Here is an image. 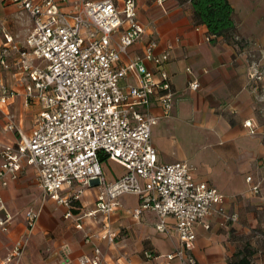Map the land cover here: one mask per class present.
<instances>
[{"label":"crops","instance_id":"0c3cea01","mask_svg":"<svg viewBox=\"0 0 264 264\" xmlns=\"http://www.w3.org/2000/svg\"><path fill=\"white\" fill-rule=\"evenodd\" d=\"M113 1L123 8L124 0ZM228 1L235 24L230 41L210 35L205 25L197 23L189 0H136V20L145 32L118 64L140 55L148 40L155 41L156 56L169 51L167 62L159 67L145 62L152 71L164 68L168 72L173 92L169 116H162L156 100L149 107L157 117L151 131L157 161H186L196 181L207 182L224 194L225 212L237 215L230 221L213 213L204 222L208 229L203 223L196 225L190 250L196 264H228L243 255L249 264H264V240L260 237L264 235V179L258 194L250 191L246 181L248 175L259 178L264 158V0ZM72 3L66 0L60 6L68 10ZM32 26L27 13L11 0H0V49L6 37L12 39L7 44L9 68L0 66V95L2 86L15 93L0 100V148L15 144L16 130L29 133L40 111L39 105L27 100L25 86L30 78L18 74L16 65L18 49H25ZM28 59L34 66L45 65L30 53ZM192 82L198 84L196 89L190 87ZM136 84L133 75L120 80L124 87ZM9 124L15 128L8 129ZM111 162L101 164L107 181L125 172L121 165L123 171L114 170ZM103 164L110 166L109 175ZM98 190L95 185L87 187L69 209L42 194L32 166L25 165L17 180L0 183V216L5 212L12 216L7 229L0 228V262L81 264L79 257L92 255L98 247L102 264H168L165 256L179 246L174 220L168 218L169 233L161 234L154 227L152 211L133 218L132 210L139 203L135 194L122 195L121 207L109 217L108 225L116 233L111 243L99 237L103 226L100 214L77 220L93 207ZM64 194L65 189L60 191ZM29 207L39 211L36 225L28 234L23 255L8 262L14 242L27 231L25 213ZM68 211L71 216L66 217ZM146 252L152 257L147 258ZM169 264L177 262L173 259Z\"/></svg>","mask_w":264,"mask_h":264},{"label":"built area","instance_id":"2783aa9c","mask_svg":"<svg viewBox=\"0 0 264 264\" xmlns=\"http://www.w3.org/2000/svg\"><path fill=\"white\" fill-rule=\"evenodd\" d=\"M11 1L33 24L25 38V49L13 47L18 49V74L30 78L25 86L27 100L39 105L40 111L29 133L16 130L15 144L0 148V183L17 180L25 165L32 166L42 194L69 209L87 187L97 186L93 207L77 220L100 214L103 226L99 237L110 243L116 233L108 225L109 217L121 207L122 195L135 194L139 203L132 210L133 218L140 219L144 211H152L154 227L161 234L169 233L168 218L174 220L179 246L165 256L168 264L173 259L177 264H196L190 253L196 225L203 223L208 229L204 222L213 213L230 221L237 215L225 212L224 194L207 182L196 181L186 161H157L151 138L157 117L149 107L156 100L162 116H169L173 92L168 72L164 68L152 71L145 62L152 61L159 67L167 62L169 51L156 56V43L148 40L140 55L118 64L145 32L136 20V0H124L122 9L113 0H72L68 10L60 6L66 0ZM11 42L6 37L0 49V66L4 69L9 68L7 44ZM28 53L45 65H32ZM128 75L136 77L137 84L121 86L120 80ZM190 87L196 89L198 84L192 82ZM1 91L0 100L15 95L4 86ZM245 124L250 126L249 122ZM7 128L15 127L9 124ZM101 156L118 163L125 172L107 181ZM263 179L264 158L259 178L246 177L253 194L260 192ZM63 189L65 194L61 196ZM65 216H71V212ZM38 217L39 211L32 207L26 210L27 231L16 239L6 261L23 255ZM11 218L8 212L0 216V228L6 230ZM260 237L264 240V235ZM146 257L152 255L146 252ZM78 260L81 264H102L101 250L96 247L92 255Z\"/></svg>","mask_w":264,"mask_h":264},{"label":"trees","instance_id":"16d2710c","mask_svg":"<svg viewBox=\"0 0 264 264\" xmlns=\"http://www.w3.org/2000/svg\"><path fill=\"white\" fill-rule=\"evenodd\" d=\"M189 1L196 22L205 25L210 35L223 37L228 41L234 39L233 8L228 0ZM105 160V156L100 157V162ZM228 264H249V261L243 255L240 259L229 261Z\"/></svg>","mask_w":264,"mask_h":264},{"label":"rangeland","instance_id":"374dc122","mask_svg":"<svg viewBox=\"0 0 264 264\" xmlns=\"http://www.w3.org/2000/svg\"><path fill=\"white\" fill-rule=\"evenodd\" d=\"M109 165L116 171H123V168L120 165H118V164H116L114 162H111ZM109 165L108 164H105V165L103 164L104 171H105V173L107 175L110 174V166ZM236 247H239L238 243H236Z\"/></svg>","mask_w":264,"mask_h":264}]
</instances>
